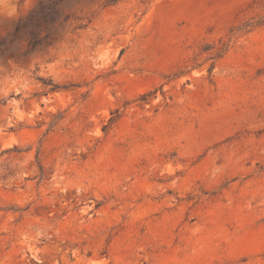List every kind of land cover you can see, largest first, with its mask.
Here are the masks:
<instances>
[{
  "label": "rangeland",
  "instance_id": "rangeland-1",
  "mask_svg": "<svg viewBox=\"0 0 264 264\" xmlns=\"http://www.w3.org/2000/svg\"><path fill=\"white\" fill-rule=\"evenodd\" d=\"M0 264H264V0H0Z\"/></svg>",
  "mask_w": 264,
  "mask_h": 264
},
{
  "label": "trees",
  "instance_id": "trees-1",
  "mask_svg": "<svg viewBox=\"0 0 264 264\" xmlns=\"http://www.w3.org/2000/svg\"><path fill=\"white\" fill-rule=\"evenodd\" d=\"M43 16H44V19H45V18L48 16V14L45 13ZM33 46H34V45H32V48H33Z\"/></svg>",
  "mask_w": 264,
  "mask_h": 264
}]
</instances>
